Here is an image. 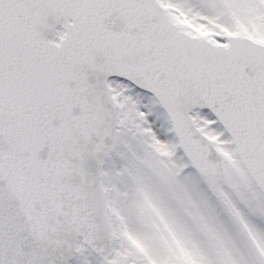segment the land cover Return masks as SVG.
<instances>
[{
    "label": "snow or ice",
    "instance_id": "snow-or-ice-1",
    "mask_svg": "<svg viewBox=\"0 0 264 264\" xmlns=\"http://www.w3.org/2000/svg\"><path fill=\"white\" fill-rule=\"evenodd\" d=\"M0 264H264V0H0Z\"/></svg>",
    "mask_w": 264,
    "mask_h": 264
}]
</instances>
